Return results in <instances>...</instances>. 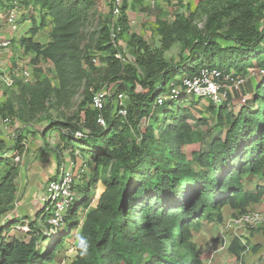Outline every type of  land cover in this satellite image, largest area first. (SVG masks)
Wrapping results in <instances>:
<instances>
[{
    "label": "trees",
    "instance_id": "obj_1",
    "mask_svg": "<svg viewBox=\"0 0 264 264\" xmlns=\"http://www.w3.org/2000/svg\"><path fill=\"white\" fill-rule=\"evenodd\" d=\"M125 2L118 17L121 31L128 30ZM13 6L20 11L19 25L23 20L29 24L11 43L21 46L32 62L49 60L61 76L67 74V67L78 57L73 45L79 22L77 1L0 0L1 12ZM48 16L52 28L44 42L36 35L47 26ZM109 32L110 19L105 18L94 49L116 68L105 86L115 85L124 92L128 120L118 111L123 106L113 109L105 103L101 111L104 125L97 122L98 112L88 104L90 89L101 86L77 66L86 83L85 97L79 104L81 123L52 118L41 135L45 138L49 132L58 133L59 145L72 156L88 151L92 175L83 180L82 198L65 213L62 229L53 228L49 237L41 229L49 226L45 223L52 214L48 203L35 213L36 220L29 221L35 234L27 241L11 234L17 219L0 224V264H51L78 227L76 254L69 264H204L193 240V231L201 221L220 222L225 207L240 214L253 209L264 197V184L252 182L254 177L264 178V0H225L206 12L203 30L191 17L177 12L173 21L157 24L158 46L131 36L132 61L125 65L116 58L118 46L109 42ZM174 43H180L182 53L177 61H169L164 54ZM84 60L92 66L89 57ZM204 67L239 76L258 68L263 74L246 83L245 94L249 92L250 97L237 109L223 101L218 105L208 101L212 125L193 115L186 106L191 95L183 91L157 102L160 95L168 93L171 81L193 76ZM18 84L28 98L24 104L41 111L51 93L49 86L44 81L34 86ZM18 116L22 118V114ZM145 116L151 122L141 127L140 119ZM190 121L198 123L200 130ZM76 131L82 135L77 136ZM194 144L198 148L186 154L184 148ZM59 145L54 147L59 158L57 169L61 163ZM12 162L0 155V195L19 193L18 168ZM99 181L105 189L98 204L89 208L92 186ZM25 194L29 202L30 195ZM81 207L89 208L82 221L78 217ZM255 229L264 234V228ZM246 249L238 237L228 245L237 259Z\"/></svg>",
    "mask_w": 264,
    "mask_h": 264
},
{
    "label": "rangeland",
    "instance_id": "obj_2",
    "mask_svg": "<svg viewBox=\"0 0 264 264\" xmlns=\"http://www.w3.org/2000/svg\"><path fill=\"white\" fill-rule=\"evenodd\" d=\"M78 3V16L79 22L77 30L74 33L73 45L75 47V53L78 55L77 61L70 64L67 67V74L60 75L54 65L49 60L40 59L38 62H30L31 79L29 82L24 83L17 81L12 87H6L0 82V113L8 115L11 118L10 125L4 128L0 125V155L2 157H8L12 159V163L18 168V192L12 193L9 196L3 194L0 195V224L12 223L16 219L15 228L11 234L14 238L27 241L33 234L35 229L29 226L30 220H36L35 213L40 211L45 203L43 198L45 197V187L47 182L61 170L69 171L75 174L73 190L74 200L72 206H74L75 200L82 198L83 189L86 182L83 181L85 177H90L93 172L91 164L90 153L84 151L83 153L75 152L72 156V152L69 149H64L62 144L59 145L60 137L56 132H49L48 135L43 138L41 132L47 127L50 119H61L63 121H69L71 123H81L83 112L79 110V104L85 97V78L81 77L77 71V66L81 70H85L91 79L94 80V84H99L101 87L105 85L108 79H111L116 68L110 66V62L102 60L101 54L96 52L94 44L97 41L98 33L101 27V21L105 18L111 19L112 17V1L111 0H63L64 3L68 2ZM225 0H183L180 7L177 5H165L159 3L154 9L149 7V0H126L124 13L126 15V24L128 30L119 29L118 31V54L116 57L121 65L128 64L132 61V46L131 36H139L144 42L151 47L159 45V37L155 32L157 24L161 21L171 22L175 18V13H182L185 17H191L192 22L199 30H203L204 23L206 21V12L214 7L224 3ZM124 2V0H123ZM186 3H190L186 7ZM5 11H0V36L4 38H17L20 36L24 29L21 24L25 20L21 21L18 29L12 33L10 26L1 19V15H4ZM120 15V14H119ZM20 19V16L18 17ZM37 19L39 20L40 17ZM28 23V20H26ZM47 26L38 31L36 38L46 41L49 38V31L52 28L51 17L46 18ZM29 24V23H28ZM11 52L13 57L20 58L23 55L22 48L18 44H11ZM182 48L180 43H174L171 48L165 52L164 56L169 61H177L179 59ZM184 54L187 51L183 52ZM30 55V54H29ZM31 57V55H30ZM89 57L92 63L91 67H88L84 58ZM95 58L96 61L92 59ZM263 74L258 68L249 69L245 76L246 81L239 90H229L223 88L226 91V95L223 98L224 104L227 107H234L237 109L240 104H243L245 98L250 97L246 83L253 82L258 75ZM40 81H44L51 89L48 100L45 101L43 109L41 111H34L30 108L29 103L26 105L24 101H27V95L22 92L19 83H24L26 86L37 85ZM91 94L95 92L94 89H90ZM106 102L112 105L113 109L127 104V97L122 92V98L118 99V90L115 85L105 86ZM186 106L189 107L191 112L196 118L204 117L208 120L210 125L214 124V121L209 113V103L206 99H195L192 96H188L186 99ZM196 100V101H195ZM90 107V103L88 104ZM10 109L13 112L9 113ZM22 114V118L18 115ZM125 120L126 114L122 115ZM151 122L149 116L142 117L140 119V126L144 127ZM195 130H200V125L194 121H190ZM86 132V130H85ZM47 144L48 146H46ZM59 145L60 154V166L57 169L58 160L54 147ZM198 148V144L190 145L184 148V152L189 154L194 149ZM252 182L264 183V178L254 177ZM254 186V185H253ZM94 190V196L90 202L89 208H94L99 201L101 193L105 187L101 181L92 186ZM29 193L30 201L28 202V196L25 193ZM254 206L253 209L263 208ZM83 207L78 210V217L80 221L85 218L87 210ZM224 218L222 221H207L202 220L198 229L193 231V240L196 243L200 256L203 259L204 264L212 257L218 264H253L256 261L264 258L262 255L255 256L258 252L260 244H254L247 235L246 231L253 229H246L241 233V237L245 240L247 249L237 259L228 250V244L223 249L220 246L223 245L220 240V232L226 223V220L233 215L232 211L225 207ZM64 217V216H63ZM40 222V220L37 219ZM42 223L44 221L41 220ZM45 223L49 226H41L43 235L49 237L53 228H61L60 226L50 225L48 219H45ZM80 228H76L72 231L71 236L66 240L62 249L58 252L55 261L51 264H69L75 258V244L79 235ZM54 233V232H53ZM260 234H262L260 232ZM263 235V234H262ZM227 243L233 239L232 232L227 233ZM260 238V236H259ZM260 240V239H259ZM42 246V249H45Z\"/></svg>",
    "mask_w": 264,
    "mask_h": 264
},
{
    "label": "built area",
    "instance_id": "obj_3",
    "mask_svg": "<svg viewBox=\"0 0 264 264\" xmlns=\"http://www.w3.org/2000/svg\"><path fill=\"white\" fill-rule=\"evenodd\" d=\"M112 1V17L110 19V32L109 42L117 47L118 31L120 26L118 24V17L120 16L123 0H111ZM179 1L183 0H149V7L154 9L159 3L165 5H176ZM18 6H13L5 10L4 15H1V19L4 20L10 26L12 33H14L18 27L19 17ZM11 39L12 38H0V82L7 87H12L17 81L27 83L31 79V69L29 58L27 55H22L20 58L13 57L11 52ZM119 57V54H116ZM96 61L95 58L92 59ZM263 72V70H260ZM246 81L245 76L234 75L232 72H225L217 67H204L197 74L188 77H181L178 80L171 81L168 84V93L160 95L157 98V102L161 103L162 100L172 99L176 97L181 91L191 96H195L201 99H206L218 105L223 101L226 91L223 88L229 90H239ZM105 85L95 90L91 96L90 107L96 110L97 122L104 125V119L101 115V111L104 108L106 102ZM118 99L122 98V93H118ZM245 101V100H244ZM243 101V102H244ZM121 106V101L119 102ZM121 115L126 114L124 107L119 108ZM11 118L8 115L0 113V125L6 128L10 125ZM77 136L82 135L80 131H76ZM75 174L72 170L56 173L54 179H50L45 187L44 203L49 204L51 215L48 217V222L53 226L63 225V216L71 206L74 200V184ZM264 228V208L250 209L240 214H233L227 220L220 232V240L222 244L220 249H223L227 243V233L232 232L233 237L241 238V233L246 229ZM205 264H218L210 257ZM239 264H242L239 262ZM253 264H264V258L256 261Z\"/></svg>",
    "mask_w": 264,
    "mask_h": 264
},
{
    "label": "crops",
    "instance_id": "obj_4",
    "mask_svg": "<svg viewBox=\"0 0 264 264\" xmlns=\"http://www.w3.org/2000/svg\"><path fill=\"white\" fill-rule=\"evenodd\" d=\"M25 22H27V21L25 20L24 23L21 24V27H23V28L25 27L26 28V26H28V23H25ZM0 38H4V36H0ZM262 184H264V183H262ZM254 206H256V207L264 206V197H263L262 201L259 204H256ZM260 232L261 231H259L257 229H253V230L248 231V232L246 231L245 235H247L248 238L254 244H260L261 245V247H259L258 252L255 253V256L262 255L264 257V234L261 232L263 234L262 235V234H260ZM259 236H260V238H259ZM242 240H243V238H242ZM243 241H245V240H243Z\"/></svg>",
    "mask_w": 264,
    "mask_h": 264
}]
</instances>
